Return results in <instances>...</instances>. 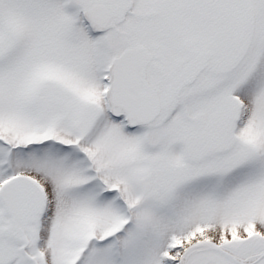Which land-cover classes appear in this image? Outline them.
Instances as JSON below:
<instances>
[{"label":"snow or ice","instance_id":"obj_1","mask_svg":"<svg viewBox=\"0 0 264 264\" xmlns=\"http://www.w3.org/2000/svg\"><path fill=\"white\" fill-rule=\"evenodd\" d=\"M0 264H264V0H0Z\"/></svg>","mask_w":264,"mask_h":264}]
</instances>
